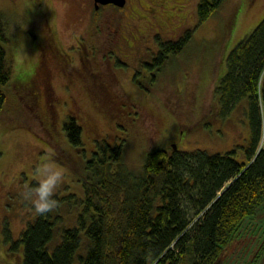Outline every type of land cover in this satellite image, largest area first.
<instances>
[{
  "label": "rangeland",
  "instance_id": "rangeland-1",
  "mask_svg": "<svg viewBox=\"0 0 264 264\" xmlns=\"http://www.w3.org/2000/svg\"><path fill=\"white\" fill-rule=\"evenodd\" d=\"M197 2L126 0L94 15L92 0H0L3 45L13 61L0 109V264H22L17 241L37 216L26 193L38 187L46 166L62 177L52 197L61 218L51 251L60 227L75 224L70 194L82 198L80 176L97 143L120 142L135 175L149 148L243 151L250 138L247 97L222 115L213 88L228 51L264 17V0H220L179 54L153 63L155 35L175 39L193 28ZM68 115L81 127L82 150L65 135ZM246 222L241 244L226 248L225 264H264V203ZM193 257L185 251L188 263Z\"/></svg>",
  "mask_w": 264,
  "mask_h": 264
},
{
  "label": "trees",
  "instance_id": "trees-1",
  "mask_svg": "<svg viewBox=\"0 0 264 264\" xmlns=\"http://www.w3.org/2000/svg\"><path fill=\"white\" fill-rule=\"evenodd\" d=\"M219 4L198 0L197 23L175 39L156 34L153 63L179 54ZM5 30L0 16V109L13 71ZM225 66L213 92L222 115L247 97L250 138L242 158L235 148L184 151L164 145L147 150L142 173L135 175L123 162L120 142L97 143L80 176L82 198L70 194L78 208L75 224L60 227V240L50 251L61 215L37 213L17 241L23 245L22 264H73L84 246L81 233L86 244L78 264H225L226 248L241 244L247 218L264 203V17L228 51ZM63 130L82 150L81 127L73 116ZM187 250L194 256L190 263Z\"/></svg>",
  "mask_w": 264,
  "mask_h": 264
},
{
  "label": "clouds",
  "instance_id": "clouds-1",
  "mask_svg": "<svg viewBox=\"0 0 264 264\" xmlns=\"http://www.w3.org/2000/svg\"><path fill=\"white\" fill-rule=\"evenodd\" d=\"M41 175L42 179L38 187L34 190H29L26 193V197L32 201L34 209L38 214H46L53 211L56 207V202L52 197L62 177L51 166H46Z\"/></svg>",
  "mask_w": 264,
  "mask_h": 264
},
{
  "label": "flooded vegetation",
  "instance_id": "flooded-vegetation-1",
  "mask_svg": "<svg viewBox=\"0 0 264 264\" xmlns=\"http://www.w3.org/2000/svg\"><path fill=\"white\" fill-rule=\"evenodd\" d=\"M125 3H126V0H125L124 4L122 6H124ZM92 4H93V9H94V11H93L94 15L98 14V10H101L102 8H104L107 5L112 6V8H114V9L121 8V6H118V5L114 4V3H97L96 4L95 0H92Z\"/></svg>",
  "mask_w": 264,
  "mask_h": 264
},
{
  "label": "water",
  "instance_id": "water-1",
  "mask_svg": "<svg viewBox=\"0 0 264 264\" xmlns=\"http://www.w3.org/2000/svg\"><path fill=\"white\" fill-rule=\"evenodd\" d=\"M96 4L97 3H114L118 6H122L125 2V0H95ZM175 146V144H174Z\"/></svg>",
  "mask_w": 264,
  "mask_h": 264
}]
</instances>
